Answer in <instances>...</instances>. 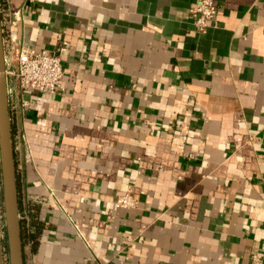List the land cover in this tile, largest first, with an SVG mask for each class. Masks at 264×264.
<instances>
[{
	"label": "crops",
	"instance_id": "1",
	"mask_svg": "<svg viewBox=\"0 0 264 264\" xmlns=\"http://www.w3.org/2000/svg\"><path fill=\"white\" fill-rule=\"evenodd\" d=\"M195 2L0 0L68 43L53 92L6 74L23 264L264 260V0Z\"/></svg>",
	"mask_w": 264,
	"mask_h": 264
},
{
	"label": "built area",
	"instance_id": "2",
	"mask_svg": "<svg viewBox=\"0 0 264 264\" xmlns=\"http://www.w3.org/2000/svg\"><path fill=\"white\" fill-rule=\"evenodd\" d=\"M214 0H196L191 8L193 22L200 33L206 32L210 21L217 13ZM17 11L7 9L1 16L3 34L5 73L16 80L20 89H36L53 92L62 83L64 71L60 58V51L66 48L67 41H61L56 50L36 49L31 45L16 44L17 39ZM180 130L185 133L187 127L184 123ZM136 200L130 193L116 197V208L128 209L134 207ZM82 237V234L79 232ZM4 249V248H3ZM93 264H101L94 262ZM249 264H264L260 253H252Z\"/></svg>",
	"mask_w": 264,
	"mask_h": 264
},
{
	"label": "water",
	"instance_id": "3",
	"mask_svg": "<svg viewBox=\"0 0 264 264\" xmlns=\"http://www.w3.org/2000/svg\"><path fill=\"white\" fill-rule=\"evenodd\" d=\"M0 171L3 218L9 264H23L17 184L10 111L7 98V82L4 62L3 34L0 13ZM2 238L0 236V264H4Z\"/></svg>",
	"mask_w": 264,
	"mask_h": 264
},
{
	"label": "rangeland",
	"instance_id": "4",
	"mask_svg": "<svg viewBox=\"0 0 264 264\" xmlns=\"http://www.w3.org/2000/svg\"><path fill=\"white\" fill-rule=\"evenodd\" d=\"M2 185H1V171H0V233L2 235V247L3 249V259L4 264L8 263V250L6 245V235H5V226H4V218H3V204L1 197ZM6 245V246H5Z\"/></svg>",
	"mask_w": 264,
	"mask_h": 264
},
{
	"label": "trees",
	"instance_id": "5",
	"mask_svg": "<svg viewBox=\"0 0 264 264\" xmlns=\"http://www.w3.org/2000/svg\"><path fill=\"white\" fill-rule=\"evenodd\" d=\"M18 207L20 208L19 201H18ZM6 246V245H5Z\"/></svg>",
	"mask_w": 264,
	"mask_h": 264
}]
</instances>
